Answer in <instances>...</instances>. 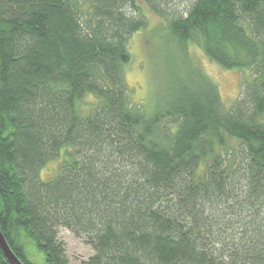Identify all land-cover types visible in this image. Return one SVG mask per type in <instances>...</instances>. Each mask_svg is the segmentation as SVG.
I'll use <instances>...</instances> for the list:
<instances>
[{
  "label": "trees",
  "instance_id": "1",
  "mask_svg": "<svg viewBox=\"0 0 264 264\" xmlns=\"http://www.w3.org/2000/svg\"><path fill=\"white\" fill-rule=\"evenodd\" d=\"M143 1L169 57L195 45L252 76L226 110L205 76L171 68L140 109L123 74L146 27L135 0H0V231L23 264L26 241L69 264L60 228L94 251L79 264H264V0L170 19L176 0Z\"/></svg>",
  "mask_w": 264,
  "mask_h": 264
},
{
  "label": "rangeland",
  "instance_id": "2",
  "mask_svg": "<svg viewBox=\"0 0 264 264\" xmlns=\"http://www.w3.org/2000/svg\"><path fill=\"white\" fill-rule=\"evenodd\" d=\"M135 1L144 14L146 27L134 34L128 42L131 62L123 68V74L131 104L138 105L141 109L142 107L147 108L153 99L155 102L163 99L168 83H170L169 72L172 68L171 72L179 74L190 71L189 69L198 71L217 87L223 107L226 110L231 108L232 102L238 98L242 86L252 76V73L223 70L208 60L203 51L195 45H188L186 48L187 60L177 53L169 57L163 49V41L159 38V35H165L161 33L160 20L147 8L143 0ZM193 2L194 0H176L169 5L162 3L163 12L170 19L173 14L185 13ZM130 11L133 12L132 9ZM57 170L58 165L50 163L41 172V179L53 178ZM58 238L65 245L69 264H79L94 255L89 245L73 237L66 229L58 230ZM24 249L26 259L31 264H47L42 252L32 242L26 241Z\"/></svg>",
  "mask_w": 264,
  "mask_h": 264
},
{
  "label": "water",
  "instance_id": "3",
  "mask_svg": "<svg viewBox=\"0 0 264 264\" xmlns=\"http://www.w3.org/2000/svg\"><path fill=\"white\" fill-rule=\"evenodd\" d=\"M0 250L9 264H23L12 252L0 231Z\"/></svg>",
  "mask_w": 264,
  "mask_h": 264
}]
</instances>
